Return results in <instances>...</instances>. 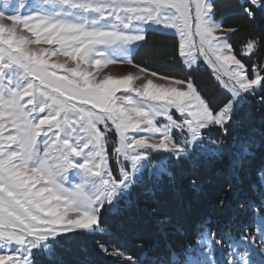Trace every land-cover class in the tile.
<instances>
[{
	"label": "snow or ice",
	"instance_id": "snow-or-ice-1",
	"mask_svg": "<svg viewBox=\"0 0 264 264\" xmlns=\"http://www.w3.org/2000/svg\"><path fill=\"white\" fill-rule=\"evenodd\" d=\"M223 7L219 0L0 3V264H65L67 246L88 239L114 264H158L95 237L122 228L113 215L121 202L147 180L170 175V160L222 156L236 145L206 133L230 137L246 106L264 109V33L245 40L238 58L229 42L238 27L214 19ZM239 8L255 21L264 0H240ZM153 27L174 30L185 67L195 70L202 59L212 68L222 99L202 95L190 77L159 76L139 64L133 66L146 81L139 87L131 72L98 78L90 70L133 64ZM61 54L65 62H50ZM109 135L118 136L111 156ZM255 146L254 138L242 140L234 164ZM152 152L164 155L157 162ZM70 172L81 182L66 186ZM258 175L264 185V169ZM247 205L253 217L239 239L227 234V256L222 240L204 228L197 241L202 257L187 264H264V188ZM170 264L185 262L173 252Z\"/></svg>",
	"mask_w": 264,
	"mask_h": 264
},
{
	"label": "trees",
	"instance_id": "trees-1",
	"mask_svg": "<svg viewBox=\"0 0 264 264\" xmlns=\"http://www.w3.org/2000/svg\"><path fill=\"white\" fill-rule=\"evenodd\" d=\"M219 2L225 7L216 17H223L225 26L238 27L229 42L240 58L242 43L253 34L264 33V13L257 9L255 21H249L238 14L240 0ZM177 48L175 36L150 31L147 42H142L133 55V64L177 80L190 77L202 95L222 99L224 90L210 69L187 70ZM245 62L250 63L246 58ZM206 135L211 140L223 138L229 145L236 146L226 149L222 156H213L209 151L198 152L188 160H170V175L147 180L121 202L119 213L113 215L122 228L113 230L110 235H98L95 240L115 245L137 258L150 261L156 257L158 264H170V254L174 252L187 264L197 255V241L207 228L216 234V239L222 240L227 256L231 243L227 234L237 239L244 235L245 226L253 217L247 199L254 191L264 188L258 175L264 169V109L254 102L246 106L230 137H223L219 131ZM249 138L256 142L252 155L236 166L234 161L239 156V143ZM162 157L157 154L153 161L158 162ZM192 180L196 181L195 187ZM140 244L143 248L138 247ZM61 257L65 264H114L110 256L96 247L93 239L67 246Z\"/></svg>",
	"mask_w": 264,
	"mask_h": 264
},
{
	"label": "rangeland",
	"instance_id": "rangeland-1",
	"mask_svg": "<svg viewBox=\"0 0 264 264\" xmlns=\"http://www.w3.org/2000/svg\"><path fill=\"white\" fill-rule=\"evenodd\" d=\"M5 2H9V0H0V3H5ZM21 2L26 6L28 3H30V0H21ZM39 4L42 5L44 8H48V0H39ZM3 10V9H0ZM21 11H23V9H21ZM222 17H214L215 20L220 21ZM153 32H158V33H163V34H168V35H172L175 36L178 40V36L175 34L174 30L172 29H166V30H161L158 27H153L152 30ZM149 31V32H150ZM142 43V42H141ZM39 47H58L56 45H47L44 43H41V45H39ZM137 50V49H136ZM136 52V51H135ZM135 52L132 54H135ZM50 62L51 61H56L59 60L60 62H65V60L67 59L66 57H64L62 54L59 57H49ZM184 64V63H183ZM134 64H129L126 61L125 62H121V63H117V64H113V65H108L106 68L103 69H97L95 66H93L90 70L93 72L94 75H96L97 73H99L98 78H103L104 75L107 74H112L115 76H120V75H126L129 72L133 73L134 75L138 76L139 79H137L134 82V86H141L143 83H145V79L142 73L139 72V70L137 68H135L133 66ZM72 66H75L74 62L72 63ZM185 66V65H184ZM86 67V66H85ZM195 69L199 68V67H206L208 69H210V71L213 73V70L210 66L207 65L206 62H204L202 59L198 62L197 65L193 66ZM187 70H191L190 68L185 67ZM214 75V74H213ZM160 76V75H159ZM215 77V76H214ZM216 79V78H215ZM177 80V79H176ZM155 82L160 83L162 81L160 80H156ZM222 88V87H221ZM123 94V90H121L120 92H117V96H121ZM101 130H103L102 126H101ZM114 141H118V136H113V135H109L108 137V144L106 145L109 155L111 156L112 154V143ZM160 154V155H164L163 153H156V152H152L150 154V159L153 160L154 156ZM79 159V158H78ZM126 167L130 168V162H126L125 164ZM115 175V173H114ZM81 182V178L78 175H74L72 172L69 173V179L68 182H66V186H72L76 183H80ZM202 239V238H201ZM200 250V245H198V249H197V253ZM204 252L208 251V249H203ZM219 252V251H218ZM218 252H214L212 254V259L215 260L216 258H218ZM202 257V253H199V255H195L194 257H192L190 260H196Z\"/></svg>",
	"mask_w": 264,
	"mask_h": 264
}]
</instances>
